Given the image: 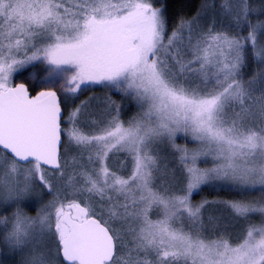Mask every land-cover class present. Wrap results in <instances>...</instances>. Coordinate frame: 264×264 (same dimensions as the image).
<instances>
[{
    "label": "snow or ice",
    "instance_id": "obj_1",
    "mask_svg": "<svg viewBox=\"0 0 264 264\" xmlns=\"http://www.w3.org/2000/svg\"><path fill=\"white\" fill-rule=\"evenodd\" d=\"M0 264H264V0H0Z\"/></svg>",
    "mask_w": 264,
    "mask_h": 264
},
{
    "label": "trees",
    "instance_id": "obj_2",
    "mask_svg": "<svg viewBox=\"0 0 264 264\" xmlns=\"http://www.w3.org/2000/svg\"><path fill=\"white\" fill-rule=\"evenodd\" d=\"M199 0H169V3L171 5V8L174 10H182V11H187V8L192 5V4H198ZM17 82H20L19 80ZM210 193H212L211 189H206L205 192L203 193V195H207L209 196V198H212V195H215L214 193H212V195H210ZM221 196L224 195V193H220ZM200 198V197H196Z\"/></svg>",
    "mask_w": 264,
    "mask_h": 264
},
{
    "label": "rangeland",
    "instance_id": "obj_3",
    "mask_svg": "<svg viewBox=\"0 0 264 264\" xmlns=\"http://www.w3.org/2000/svg\"><path fill=\"white\" fill-rule=\"evenodd\" d=\"M179 142H180V143H183V140H180ZM209 189H210V188H209ZM211 190H212V189H211ZM197 199H199V198H197Z\"/></svg>",
    "mask_w": 264,
    "mask_h": 264
}]
</instances>
